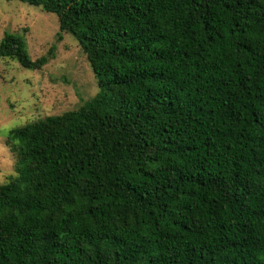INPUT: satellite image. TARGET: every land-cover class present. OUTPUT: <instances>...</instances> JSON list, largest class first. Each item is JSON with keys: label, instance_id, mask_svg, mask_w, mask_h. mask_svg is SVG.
Here are the masks:
<instances>
[{"label": "trees", "instance_id": "obj_1", "mask_svg": "<svg viewBox=\"0 0 264 264\" xmlns=\"http://www.w3.org/2000/svg\"><path fill=\"white\" fill-rule=\"evenodd\" d=\"M7 1L56 15L99 92L10 132L0 264H264V0Z\"/></svg>", "mask_w": 264, "mask_h": 264}, {"label": "rangeland", "instance_id": "obj_2", "mask_svg": "<svg viewBox=\"0 0 264 264\" xmlns=\"http://www.w3.org/2000/svg\"><path fill=\"white\" fill-rule=\"evenodd\" d=\"M5 33L25 38L33 60L48 56L41 70L0 58V185L17 177L16 155L8 140L13 129L80 109L99 92L87 56L77 40L64 33L54 14L20 1L0 0V42Z\"/></svg>", "mask_w": 264, "mask_h": 264}]
</instances>
